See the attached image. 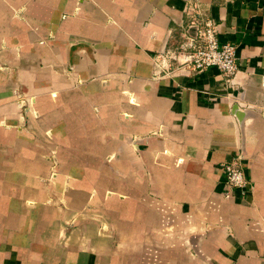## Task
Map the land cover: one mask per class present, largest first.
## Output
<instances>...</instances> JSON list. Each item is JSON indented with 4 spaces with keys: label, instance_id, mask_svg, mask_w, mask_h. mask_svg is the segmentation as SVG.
<instances>
[{
    "label": "crops",
    "instance_id": "crops-1",
    "mask_svg": "<svg viewBox=\"0 0 264 264\" xmlns=\"http://www.w3.org/2000/svg\"><path fill=\"white\" fill-rule=\"evenodd\" d=\"M202 17L231 85L158 73ZM0 63V264H264V0H0Z\"/></svg>",
    "mask_w": 264,
    "mask_h": 264
},
{
    "label": "built area",
    "instance_id": "built-area-1",
    "mask_svg": "<svg viewBox=\"0 0 264 264\" xmlns=\"http://www.w3.org/2000/svg\"><path fill=\"white\" fill-rule=\"evenodd\" d=\"M194 32L186 31V41L182 47L167 50L159 56L165 61V67L158 73H168L174 69L173 62L191 71L200 72L209 67H217L224 74L229 85L234 83L238 71L237 45L233 42H220L219 25L209 17L197 18L192 23ZM225 172L227 198L233 197L234 191L239 190L245 196L251 189L241 161L238 157L223 163Z\"/></svg>",
    "mask_w": 264,
    "mask_h": 264
},
{
    "label": "rangeland",
    "instance_id": "rangeland-1",
    "mask_svg": "<svg viewBox=\"0 0 264 264\" xmlns=\"http://www.w3.org/2000/svg\"><path fill=\"white\" fill-rule=\"evenodd\" d=\"M17 14L18 15H20L18 12H17ZM0 65H1V67H4V66H6L7 67V65H2L1 63H0ZM27 96V95H26ZM26 98H28V100H27V102L25 101V102H22L23 103V107H24V109H26V110H28V111H30V110H32L33 111V109H32V107H33V100H31V97L30 96H27ZM20 99L22 100V101H24L23 99H24V94H22L21 96H20ZM34 114H35V116H37L38 115V113L35 111L34 112ZM51 154H50V159L53 161L52 163H53V165H51L52 166V168H51V171H50V173H49V176H48V179L47 180H49V179H51V177L52 176H54V175H56L57 174V171H56V163L54 162V161H56L57 159H56V154H57V152H56V150L55 149H51ZM90 220H92V221H96V223H98V221L95 219V218H91ZM100 222V221H99ZM72 223V222H71ZM67 223V222H65V225H66V231H65V229H62V232H61V238H67V237H69L70 236V233H72L73 231H74V228H76L75 226H73L74 224H75V222L74 223ZM106 224H100L99 225V228H102V230H100V232H99V229H98V233L100 234V233H107V234H109L110 236H111V233L113 234V230L109 227V223L108 222H105ZM71 224V225H70ZM73 226L71 229H69L68 230V228L70 227V226ZM67 226H69V227H67ZM76 230H77V228H76ZM75 230V231H76ZM74 231V232H75Z\"/></svg>",
    "mask_w": 264,
    "mask_h": 264
}]
</instances>
